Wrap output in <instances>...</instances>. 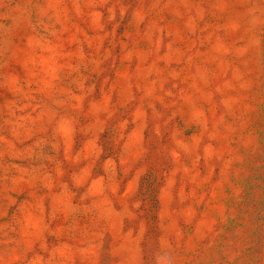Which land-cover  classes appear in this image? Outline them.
<instances>
[{"label": "rangeland", "instance_id": "1", "mask_svg": "<svg viewBox=\"0 0 264 264\" xmlns=\"http://www.w3.org/2000/svg\"><path fill=\"white\" fill-rule=\"evenodd\" d=\"M0 264H264V0H0Z\"/></svg>", "mask_w": 264, "mask_h": 264}]
</instances>
